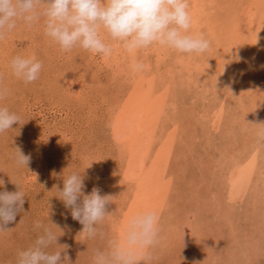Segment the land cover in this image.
Listing matches in <instances>:
<instances>
[{"label": "rangeland", "instance_id": "obj_1", "mask_svg": "<svg viewBox=\"0 0 264 264\" xmlns=\"http://www.w3.org/2000/svg\"><path fill=\"white\" fill-rule=\"evenodd\" d=\"M189 11L191 34L210 42L205 53L155 44L130 54L103 29L110 57L65 53L43 18L0 41L9 89L0 107L23 121L0 134V191L18 181L25 193L0 233V264H17L34 244L36 221L68 245L69 264H92L93 250L123 242L145 211L159 218L151 264H264V0H189ZM17 55L43 62L37 81L12 74ZM137 62L146 69L134 72ZM17 147L28 167L12 159ZM73 171L85 194L99 187L113 197L97 226L104 239L88 240L58 197Z\"/></svg>", "mask_w": 264, "mask_h": 264}, {"label": "clouds", "instance_id": "obj_2", "mask_svg": "<svg viewBox=\"0 0 264 264\" xmlns=\"http://www.w3.org/2000/svg\"><path fill=\"white\" fill-rule=\"evenodd\" d=\"M41 18L44 34L57 44L62 52L83 49L103 58L112 55L113 46L101 36L103 29L111 40L122 44L132 54L159 44L182 54H202L210 48L203 35L191 34L192 16L189 0H0V41L7 38L18 22L34 26ZM12 74L25 84L40 78L43 62L35 56L17 55L10 61ZM137 62L134 72L146 69ZM0 77V100L9 95V89ZM23 123L21 117L7 107H0V134ZM264 125V124H262ZM258 135L264 137V127ZM12 159L18 166H27L31 155L15 148ZM85 177L73 171L64 178L59 199L71 210L72 219L83 225L82 234L88 240L105 238L98 228L111 214L107 205L111 195H101L99 187L85 194ZM5 181L0 179V186ZM16 191H0V233L23 211L25 193L21 184L14 183ZM159 218L154 211H145L130 219L123 242L108 239L106 247L93 250L92 264H151V249L160 242ZM35 230H42L27 250L18 252L17 264H69L68 245L58 243L59 236L50 227L36 221ZM62 253L63 259H62Z\"/></svg>", "mask_w": 264, "mask_h": 264}, {"label": "bare ground", "instance_id": "obj_3", "mask_svg": "<svg viewBox=\"0 0 264 264\" xmlns=\"http://www.w3.org/2000/svg\"><path fill=\"white\" fill-rule=\"evenodd\" d=\"M139 170V169H138ZM136 172V174H137V171H135ZM139 172V171H138ZM242 195V194H241Z\"/></svg>", "mask_w": 264, "mask_h": 264}]
</instances>
